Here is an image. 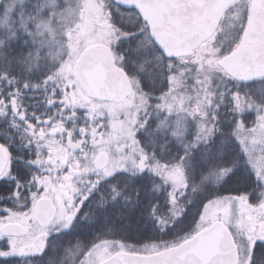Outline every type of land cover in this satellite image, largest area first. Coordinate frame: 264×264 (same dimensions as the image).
Returning a JSON list of instances; mask_svg holds the SVG:
<instances>
[{
	"label": "snow or ice",
	"instance_id": "obj_1",
	"mask_svg": "<svg viewBox=\"0 0 264 264\" xmlns=\"http://www.w3.org/2000/svg\"><path fill=\"white\" fill-rule=\"evenodd\" d=\"M0 264H264V0H0Z\"/></svg>",
	"mask_w": 264,
	"mask_h": 264
}]
</instances>
